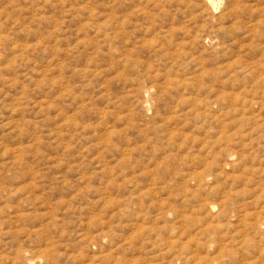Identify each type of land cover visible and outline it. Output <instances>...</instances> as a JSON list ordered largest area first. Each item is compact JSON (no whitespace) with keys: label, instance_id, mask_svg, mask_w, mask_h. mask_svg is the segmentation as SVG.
<instances>
[{"label":"rangeland","instance_id":"1","mask_svg":"<svg viewBox=\"0 0 264 264\" xmlns=\"http://www.w3.org/2000/svg\"><path fill=\"white\" fill-rule=\"evenodd\" d=\"M215 1L0 0V264H264V0Z\"/></svg>","mask_w":264,"mask_h":264},{"label":"bare ground","instance_id":"2","mask_svg":"<svg viewBox=\"0 0 264 264\" xmlns=\"http://www.w3.org/2000/svg\"><path fill=\"white\" fill-rule=\"evenodd\" d=\"M208 2L211 4V5H213V6H215L216 5V1L215 0H208ZM235 9V8H234ZM236 10V9H235ZM214 18V17H213ZM212 209H215V207H211ZM210 208V209H211ZM211 212V211H210ZM244 214V213H243ZM256 217V216H255ZM243 218V217H242ZM255 220V219H254ZM263 223V222H262ZM184 228V227H183ZM244 229V228H243ZM192 235V234H191ZM96 245V244H95ZM186 249V248H185ZM196 249V248H195ZM260 253V252H259ZM199 256V255H198ZM193 259V258H192ZM190 261V260H189ZM205 262V261H204ZM196 263H198V262H196Z\"/></svg>","mask_w":264,"mask_h":264}]
</instances>
